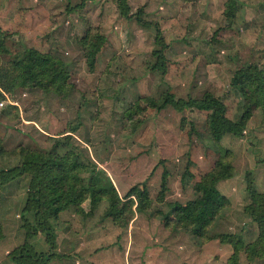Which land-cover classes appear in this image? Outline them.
Wrapping results in <instances>:
<instances>
[{
    "label": "rangeland",
    "instance_id": "rangeland-1",
    "mask_svg": "<svg viewBox=\"0 0 264 264\" xmlns=\"http://www.w3.org/2000/svg\"><path fill=\"white\" fill-rule=\"evenodd\" d=\"M80 1L0 0V66L35 52L61 79L49 91L16 79L1 93L0 170L24 168L0 185V264H12L10 253L25 242L49 251L43 233L28 238L24 227L25 220L34 227L24 210L33 154L48 158L52 181L61 178L56 159L76 157L84 182L94 167L119 199L135 186L147 194L141 209L132 198L115 219L106 198L93 209L83 200L60 212L51 221L55 257L47 264H264L255 220L264 194V95L247 110L236 86L244 69L264 77V0H128L131 14L141 8L159 25L164 76L154 68L153 28L121 17L116 0L77 8ZM167 90L183 99L220 98L242 135L217 141L208 112L161 108ZM210 175L225 203L197 232L173 208L198 199L196 184Z\"/></svg>",
    "mask_w": 264,
    "mask_h": 264
},
{
    "label": "trees",
    "instance_id": "trees-1",
    "mask_svg": "<svg viewBox=\"0 0 264 264\" xmlns=\"http://www.w3.org/2000/svg\"><path fill=\"white\" fill-rule=\"evenodd\" d=\"M95 0H81L77 8H82L87 2ZM118 14L126 19L134 18L137 24L144 28H153L155 31L154 43L158 49L153 51L155 58L154 68L162 76L166 73V64L164 49L166 44L161 35V30L157 23L147 21L144 18L143 9H139L135 14H131L128 0H116ZM90 39V33L81 40L86 45ZM26 78L28 82L26 81ZM18 80L20 86L30 85L42 90H52L56 83L61 82L60 77L54 71V68L48 57L30 52L27 57L10 66H0V98L2 92H8L10 86ZM56 84V85H57ZM55 85V86H56ZM240 94L247 102V110H250L259 99L264 95V77L256 69L239 71V79L236 83ZM170 106L177 112L183 111H205L208 112V128L211 136L219 141L224 135L240 137L243 133L239 123L230 120L226 116V107L223 101L211 93H205L200 98L187 99L177 98L173 93L167 90L161 100V108ZM31 162L36 166L31 184L26 193L25 212L32 213L34 218V227L28 225L25 220L24 227L28 238L37 233H43L49 246V251L45 254L37 253L29 243L15 248L9 255L12 264H47L55 254V233L51 224L56 220L63 210L70 206L78 207L83 200H89L90 207L93 209L102 198L109 202V211L114 219L122 210L130 209L132 198L137 200L138 208L144 205L147 199L145 191L138 187H132L124 196V201L119 199L116 190L108 180L103 183L95 176V168L91 167L90 177L84 182L78 177L76 170L85 166L77 162L76 157L69 160L68 157L56 159L59 166L61 178L55 181L47 177L48 158L33 154L30 157ZM24 165L13 167L7 170H0V185L7 184L18 178L23 173ZM215 177L208 176L196 184V190L200 193L198 199L190 201L181 207H174L181 220L191 223L197 232H202L216 216L220 208L224 205L225 199L220 195L215 187ZM166 176H162L161 191L167 189ZM258 204L261 210L255 220L258 223L260 233L258 235V254L264 258V194H258ZM121 208V209H119ZM257 214V213H256ZM199 236L204 233H197ZM231 235H220V242H231ZM235 249V248H234ZM236 250V249H235ZM235 254V253H234Z\"/></svg>",
    "mask_w": 264,
    "mask_h": 264
},
{
    "label": "crops",
    "instance_id": "crops-1",
    "mask_svg": "<svg viewBox=\"0 0 264 264\" xmlns=\"http://www.w3.org/2000/svg\"><path fill=\"white\" fill-rule=\"evenodd\" d=\"M58 264H60V263H58ZM79 264H83V263H80V262H79Z\"/></svg>",
    "mask_w": 264,
    "mask_h": 264
}]
</instances>
